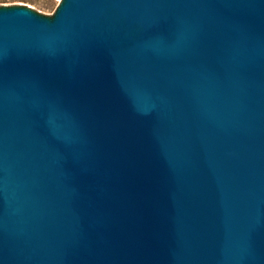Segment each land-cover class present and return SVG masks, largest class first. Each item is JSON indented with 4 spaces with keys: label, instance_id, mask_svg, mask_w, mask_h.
I'll list each match as a JSON object with an SVG mask.
<instances>
[{
    "label": "water",
    "instance_id": "1",
    "mask_svg": "<svg viewBox=\"0 0 264 264\" xmlns=\"http://www.w3.org/2000/svg\"><path fill=\"white\" fill-rule=\"evenodd\" d=\"M0 10V264H264V0Z\"/></svg>",
    "mask_w": 264,
    "mask_h": 264
},
{
    "label": "rangeland",
    "instance_id": "2",
    "mask_svg": "<svg viewBox=\"0 0 264 264\" xmlns=\"http://www.w3.org/2000/svg\"><path fill=\"white\" fill-rule=\"evenodd\" d=\"M62 4V0H0V10L23 8L39 18L52 21Z\"/></svg>",
    "mask_w": 264,
    "mask_h": 264
}]
</instances>
